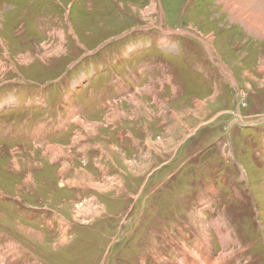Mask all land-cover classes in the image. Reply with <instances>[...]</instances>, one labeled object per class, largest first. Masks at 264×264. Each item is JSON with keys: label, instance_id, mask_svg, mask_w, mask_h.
Wrapping results in <instances>:
<instances>
[{"label": "rangeland", "instance_id": "1", "mask_svg": "<svg viewBox=\"0 0 264 264\" xmlns=\"http://www.w3.org/2000/svg\"><path fill=\"white\" fill-rule=\"evenodd\" d=\"M251 1L0 0V264H264Z\"/></svg>", "mask_w": 264, "mask_h": 264}, {"label": "bare ground", "instance_id": "2", "mask_svg": "<svg viewBox=\"0 0 264 264\" xmlns=\"http://www.w3.org/2000/svg\"><path fill=\"white\" fill-rule=\"evenodd\" d=\"M239 2V1H238ZM240 3V2H239ZM252 4H257L254 0L251 1ZM264 8V0H263V4L261 5ZM231 19L234 22H242L245 26V28L249 31V33H251L253 36L255 37H261L262 39L264 38V20L262 21L259 17L256 16L257 19V23L254 22L252 19H249L246 17V12H239V10L235 13H233L231 15ZM262 22V24H261ZM168 163V162H167ZM223 227V223L220 225H218L217 228V232L218 228L221 229ZM204 230V229H203ZM227 230V229H226ZM227 232V231H226ZM202 233V232H201ZM204 234V233H203ZM221 234V233H220ZM226 237V236H225ZM206 238V237H205ZM203 239V238H202ZM209 238H207L208 240ZM209 242V240L207 241ZM225 243V242H224ZM223 244V243H222ZM201 247V246H200ZM202 248V247H201ZM227 248V247H226ZM202 253V252H201ZM200 254V253H199ZM184 260V259H183ZM226 263V261H225ZM204 264V263H203Z\"/></svg>", "mask_w": 264, "mask_h": 264}]
</instances>
